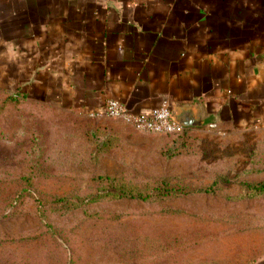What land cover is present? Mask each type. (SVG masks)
<instances>
[{
  "label": "rangeland",
  "instance_id": "rangeland-1",
  "mask_svg": "<svg viewBox=\"0 0 264 264\" xmlns=\"http://www.w3.org/2000/svg\"><path fill=\"white\" fill-rule=\"evenodd\" d=\"M90 123L0 93V264L264 258V128L189 136L182 154L133 137L96 158Z\"/></svg>",
  "mask_w": 264,
  "mask_h": 264
},
{
  "label": "crops",
  "instance_id": "crops-1",
  "mask_svg": "<svg viewBox=\"0 0 264 264\" xmlns=\"http://www.w3.org/2000/svg\"><path fill=\"white\" fill-rule=\"evenodd\" d=\"M0 93L86 117L166 101L187 136L262 129L264 0H0ZM89 119L121 142L105 158L129 138L161 155V135Z\"/></svg>",
  "mask_w": 264,
  "mask_h": 264
},
{
  "label": "built area",
  "instance_id": "built-area-1",
  "mask_svg": "<svg viewBox=\"0 0 264 264\" xmlns=\"http://www.w3.org/2000/svg\"><path fill=\"white\" fill-rule=\"evenodd\" d=\"M87 116L91 119L118 120L143 134L166 135L184 129L183 125L171 119L166 101H162L150 113L140 115L130 112L121 102L108 99L102 108L90 111Z\"/></svg>",
  "mask_w": 264,
  "mask_h": 264
},
{
  "label": "trees",
  "instance_id": "trees-1",
  "mask_svg": "<svg viewBox=\"0 0 264 264\" xmlns=\"http://www.w3.org/2000/svg\"><path fill=\"white\" fill-rule=\"evenodd\" d=\"M10 100H21L23 98H16L11 96H5ZM26 100V99H23ZM89 128V135L91 140L93 141L92 144L95 145V150L92 152V156L96 158H101V156L109 155L115 147L121 146L120 140L112 139V138H105L101 137L100 130L95 127L93 124L88 125ZM187 131L185 128L178 133H171L166 134V139L164 140L163 144L160 146L159 152L165 154H182L186 153L183 150V147L186 145V142H189V136H187Z\"/></svg>",
  "mask_w": 264,
  "mask_h": 264
}]
</instances>
